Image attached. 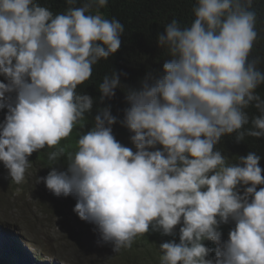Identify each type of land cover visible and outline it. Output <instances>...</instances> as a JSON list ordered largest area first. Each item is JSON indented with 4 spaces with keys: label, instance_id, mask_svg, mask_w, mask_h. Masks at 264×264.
<instances>
[{
    "label": "clouds",
    "instance_id": "9594fccd",
    "mask_svg": "<svg viewBox=\"0 0 264 264\" xmlns=\"http://www.w3.org/2000/svg\"><path fill=\"white\" fill-rule=\"evenodd\" d=\"M77 2L66 0V11L54 14L38 0H0V109H7L0 162L12 181L22 183L28 157L48 147L50 170L37 182L57 197L75 198L73 211L96 225L98 244L110 242L118 253L150 226L173 235L181 225L179 242L159 244V264H264L261 156L249 151L233 164L216 148L233 133L237 142L264 137L257 92L264 58H250L258 39L254 0H196L190 25L173 18L158 33L168 57L162 69L125 90L129 106L120 123L135 151L113 135L110 105L98 109L72 150L61 145L75 127L84 128L93 108L78 85L120 49L125 32L101 13L108 0ZM121 75L127 73L103 76L101 102L123 89ZM249 107L258 114L250 117ZM157 144L162 149L149 150ZM61 158L66 169L58 166ZM229 220L234 227L222 240L219 226ZM2 234L0 245L11 238ZM206 240L216 244L214 257Z\"/></svg>",
    "mask_w": 264,
    "mask_h": 264
},
{
    "label": "trees",
    "instance_id": "16d2710c",
    "mask_svg": "<svg viewBox=\"0 0 264 264\" xmlns=\"http://www.w3.org/2000/svg\"><path fill=\"white\" fill-rule=\"evenodd\" d=\"M38 2L42 6L49 7L54 14L62 13L68 7L66 0H38ZM83 2L84 0H78L76 6H80ZM195 3L196 0H108L107 6L101 9V13L105 18H116L124 24L125 32L121 35V47L107 60L101 59L94 65L91 78L78 85L77 92L86 93L93 98V108L87 117L84 128L81 129L79 125L75 127L71 135L61 141L62 146H67L69 150H72L75 147L78 135L92 127L93 117L98 113V109L110 105L111 114L117 117V122L111 126L113 135L123 146L135 151V146L130 140L132 133L120 123L124 116L123 110L129 106L125 100V90L138 88L140 80L143 79L147 72L162 69V64L168 57L166 50L158 47L157 35L164 31L166 23L173 18L177 19L182 27L190 25L195 18L192 11ZM253 7L257 11L258 17L256 25L258 39L254 42L250 58L257 55L264 58V0H254ZM259 68L264 72V62L259 65ZM112 70L127 73L126 76H120L124 87L123 89L117 88L114 97L111 99L105 98L101 102L99 100L101 94L98 90V84L102 81L103 76L110 74ZM0 81H4L3 76H0ZM257 92L264 99V85L259 86ZM6 111L7 109H0V122L4 120ZM247 112L250 117L258 114L253 107H249ZM245 127H250V125ZM216 148L221 150L222 155L227 157L229 162L233 164L239 163L237 157L246 155L249 151L256 152L261 156V160L258 163L262 168L261 174L264 176V137L246 136L245 140L237 142L235 133H233L223 136ZM156 149H162V146L157 144L155 148L149 150ZM52 150L54 149L45 147L39 152H33L28 157V169L33 171L37 165L45 172L49 171L50 169L46 167L47 153ZM58 166L61 169H66L63 158L60 159ZM247 186L249 185L240 187V192L242 193L243 188ZM260 187H264V185H258L257 190ZM71 199L75 200L72 196ZM180 226L177 225L175 227L173 235H164L160 231L152 230L150 226L147 233L134 239L131 248L121 249L120 252L116 253V257L119 260L129 262V257L135 253L137 248L141 255L149 260V263L153 259L155 264H159L162 256L159 244L169 240L179 242ZM233 227L234 221L231 220L227 224L219 226L222 240L228 239V232ZM0 232L9 234L10 226L0 222ZM98 238L100 239L99 232ZM203 243L213 249L209 254V258L214 257L215 242L206 240ZM101 246L113 250L110 242L101 243ZM35 253L39 254L38 251L32 252L28 250L20 239L8 238L5 244L0 245V264H45Z\"/></svg>",
    "mask_w": 264,
    "mask_h": 264
},
{
    "label": "rangeland",
    "instance_id": "374dc122",
    "mask_svg": "<svg viewBox=\"0 0 264 264\" xmlns=\"http://www.w3.org/2000/svg\"><path fill=\"white\" fill-rule=\"evenodd\" d=\"M47 173L36 165L33 171L27 169L24 181L17 184L0 162V222L10 226L12 239L40 252L38 258L46 264H155L137 248L126 262L119 260L114 250L98 244L96 225L81 220L73 211L76 200L57 197L44 182H37Z\"/></svg>",
    "mask_w": 264,
    "mask_h": 264
},
{
    "label": "bare ground",
    "instance_id": "6f19581e",
    "mask_svg": "<svg viewBox=\"0 0 264 264\" xmlns=\"http://www.w3.org/2000/svg\"><path fill=\"white\" fill-rule=\"evenodd\" d=\"M33 252V251H32Z\"/></svg>",
    "mask_w": 264,
    "mask_h": 264
}]
</instances>
